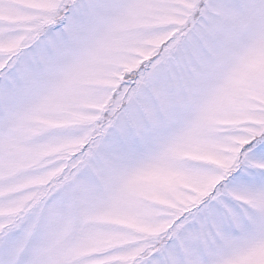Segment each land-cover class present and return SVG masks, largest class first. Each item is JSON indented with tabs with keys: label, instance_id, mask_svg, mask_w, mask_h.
I'll return each instance as SVG.
<instances>
[{
	"label": "snow or ice",
	"instance_id": "obj_1",
	"mask_svg": "<svg viewBox=\"0 0 264 264\" xmlns=\"http://www.w3.org/2000/svg\"><path fill=\"white\" fill-rule=\"evenodd\" d=\"M0 264H264V0H0Z\"/></svg>",
	"mask_w": 264,
	"mask_h": 264
}]
</instances>
